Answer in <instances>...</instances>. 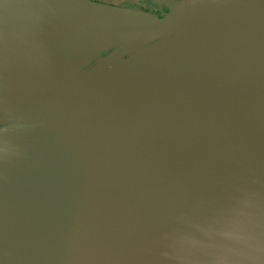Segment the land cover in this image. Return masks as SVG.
Listing matches in <instances>:
<instances>
[{"label":"water","instance_id":"1","mask_svg":"<svg viewBox=\"0 0 264 264\" xmlns=\"http://www.w3.org/2000/svg\"><path fill=\"white\" fill-rule=\"evenodd\" d=\"M28 1L23 40H0V264H264V132L222 54L136 51L80 75L114 41L201 24L264 39V24L237 8L158 18L80 1L54 16ZM0 3V23L25 20Z\"/></svg>","mask_w":264,"mask_h":264},{"label":"rangeland","instance_id":"2","mask_svg":"<svg viewBox=\"0 0 264 264\" xmlns=\"http://www.w3.org/2000/svg\"><path fill=\"white\" fill-rule=\"evenodd\" d=\"M2 1V0H0ZM4 1V0H3ZM80 1L93 3L89 0H43L46 4L48 12L58 15L67 6L74 5ZM112 4H99L105 7L134 10L143 14L155 16L149 12H143L138 8L125 5V3L134 2V0H105ZM156 8H163L167 10L165 17H174L189 11H196L198 9H227L237 8L242 12L254 17L262 24H264V0H149ZM5 3H0L3 7ZM97 4V3H95ZM115 4V5H113ZM117 4H123L122 6ZM160 11L159 9H157ZM171 37L173 38L172 40ZM247 39L253 43L259 55V72H255L252 64L249 61L244 49L245 46L239 39ZM168 40L164 43L161 41ZM124 42L114 41L104 48L97 51L91 58L82 63L81 71L84 73L82 80H88L90 76L98 72L104 66L112 61L120 59L121 64L117 65L113 73L122 71V69L130 67V62L127 58L130 53L141 51L140 55L133 53L136 56L134 59H146L152 57L151 53L163 50L167 47H172V51H178L184 48L192 47H207L222 54L225 61L228 63L230 72L234 77L236 84L242 93L248 105L254 108L255 117L264 132V39L263 37L241 25L235 24H201L193 25L186 28H181L170 34L166 39H159L157 41L136 45L132 48L122 47ZM184 44V46H183ZM184 47V48H181ZM122 48H126L122 50ZM166 50V49H165ZM168 51V50H166ZM169 51V52H170ZM125 59V60H124ZM129 61V60H128ZM134 61V60H133ZM110 74V75H111ZM79 77V78H81ZM76 81H73V85Z\"/></svg>","mask_w":264,"mask_h":264},{"label":"flooded vegetation","instance_id":"3","mask_svg":"<svg viewBox=\"0 0 264 264\" xmlns=\"http://www.w3.org/2000/svg\"><path fill=\"white\" fill-rule=\"evenodd\" d=\"M93 3H97V4H112L109 1H105V0H89ZM125 3V5H129L135 8H138L139 10H142L143 12H149L151 14H154L157 17H161L162 15H164L167 10L163 8H156L155 6L152 5V3H150L149 0H134V2H129ZM115 5V4H113ZM122 6L123 4H117ZM30 6V3L28 0H16V5H15V10H11L12 12H20L21 15L19 17H16L14 15L9 16V18H6L9 21H18L22 18H25V14L23 12H26L28 9H33V8H28ZM5 8L8 9H13L10 6H5ZM4 9V8H3ZM157 9H159L160 11H158ZM18 19V20H15ZM32 23H29V21H27V17L25 18L24 21H18V22H5V23H0V25L3 27L2 29V33L4 35V37L0 38V40H3L5 38H7L9 35L11 34H17L18 36H20V40H23V35L25 32H23L22 30H27L28 26H30Z\"/></svg>","mask_w":264,"mask_h":264},{"label":"trees","instance_id":"4","mask_svg":"<svg viewBox=\"0 0 264 264\" xmlns=\"http://www.w3.org/2000/svg\"><path fill=\"white\" fill-rule=\"evenodd\" d=\"M158 18H161V17H158Z\"/></svg>","mask_w":264,"mask_h":264}]
</instances>
